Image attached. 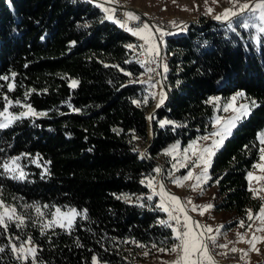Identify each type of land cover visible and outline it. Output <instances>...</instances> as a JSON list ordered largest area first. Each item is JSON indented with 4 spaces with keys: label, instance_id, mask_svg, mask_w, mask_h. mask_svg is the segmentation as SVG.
<instances>
[{
    "label": "trees",
    "instance_id": "16d2710c",
    "mask_svg": "<svg viewBox=\"0 0 264 264\" xmlns=\"http://www.w3.org/2000/svg\"><path fill=\"white\" fill-rule=\"evenodd\" d=\"M234 27L198 18L183 33L164 38L167 99L152 113L147 139L145 114L152 99L146 84L130 83L144 73L137 63L140 53L126 47L137 44L130 35L89 0H0V76L9 77L0 80V109L8 96L13 113L27 111L16 100L47 113L0 129V161L28 154L20 161L24 180L0 174V199L25 218L21 228L15 223L7 232L0 228V246L6 249L0 264H31L17 260L9 245L10 239L16 244L28 237L38 247V264H92L93 255L98 263L135 264L137 243L146 250L170 249L172 233L158 223L167 214L156 208L155 197L147 199L148 188L140 181L154 174L165 145L175 140L185 145L209 130L207 96L224 99L236 90L258 106L212 157L206 186L216 189L214 210L229 213L224 229L241 221V228L247 226L249 211L261 204L245 173L257 159L255 135L264 125V42L250 40L254 30ZM73 79L79 83L70 88ZM8 83L15 84L14 91ZM161 118L172 124L160 127ZM37 154L40 167L31 162ZM123 195L131 200L117 199ZM25 205H40L45 213L53 205L87 209V219L78 218L70 234L54 228L41 235V218Z\"/></svg>",
    "mask_w": 264,
    "mask_h": 264
},
{
    "label": "snow or ice",
    "instance_id": "6c2138e0",
    "mask_svg": "<svg viewBox=\"0 0 264 264\" xmlns=\"http://www.w3.org/2000/svg\"><path fill=\"white\" fill-rule=\"evenodd\" d=\"M89 2H93V0H89ZM114 3L115 0H98L96 3L97 7H100L101 10L105 13V19L114 22L119 27L123 28L125 31L131 33L133 36H136L138 39L143 41L140 45H126L127 48H139L140 55L144 56L145 59L137 60V63L140 64L141 68L144 69L145 73H155L157 76H162L163 73L168 71L167 65L164 63L162 50L163 45L165 43L164 37L165 35H171L172 33L166 32L162 27H158L155 25H149L148 23H143L138 27H129L128 21H139L140 17L135 13L128 11L124 13L125 19H115V9L114 8H106L103 7L104 3ZM213 3H218V0H212ZM227 2L231 5L228 8H225L221 13L213 15L212 8H206L205 15H211L213 19L217 21L224 22L228 30L235 31L234 23L243 29L254 30V33L250 35V40L253 43H261L264 42V0H256L254 3H249L248 0H227ZM207 4V0H205ZM258 13V14H257ZM171 24L176 25L175 21H171ZM86 26V25H85ZM128 61H126L127 63ZM151 65H156V67H151ZM108 67V65H105ZM115 67V66H114ZM157 68L162 69V72H157ZM123 71V69H121ZM12 77H15L16 73H11ZM125 75H131V73L125 72ZM9 79L8 76H0V80L7 81ZM149 83L151 87L155 88L158 84H161L160 80L153 81L152 77L149 76L148 80H138V81H130V83ZM77 80H71L69 87L75 88L78 85ZM123 87V85H121ZM8 91H14L15 84L8 83L7 84ZM29 92L25 93V100H27L28 96L31 94ZM149 95L153 99H157L156 107L159 108L163 105L164 101L167 99V95L161 87L159 93H149ZM245 97V93L243 91H237L228 102L223 105V111L228 112L229 109L232 110L234 115L229 117L227 120L221 122L220 117H215L213 120V127L216 128L215 131L210 133L208 136L200 137L201 140H209L210 138L219 137V139H212L211 144L196 147V141H193L192 144L189 145L187 149H184V161L179 162V167L188 168L187 174L181 178H174L173 183L178 187H185V181L194 180L195 183L188 185L191 187L193 191H197L198 189L202 192L203 188L201 185L206 184L211 177L208 175V170L211 167L212 157L215 156L216 152L223 146V143L232 133V130L237 126L240 120L247 118L252 108L258 106L255 100L249 99L248 103L240 104L239 107L235 106V101L238 98ZM148 96L143 98V102L147 103ZM5 103L2 109H0V129H5L10 127L16 121L24 119V118H35L46 116V112H37L31 104L21 103V101L16 100L15 105H18L21 108L27 109V111H21L18 114L10 111V107L13 106L14 102L8 98V96L3 97ZM220 97H209L207 103L214 104V106H219L215 104V102L220 101ZM133 104H136L137 107H140V101L132 100ZM71 107V105H69ZM75 112H79L80 109H73ZM152 117H149L151 119ZM171 121H160L161 127L165 124H171ZM219 125V127H216ZM114 131H117L114 129ZM256 139L261 145L258 151L260 153L259 159L264 161V130L257 132ZM247 147V146H246ZM178 151V145L174 144L170 146L168 150L165 151V155H171ZM191 151L192 155L189 156L188 152ZM28 154L21 153L19 156L9 157L0 161V169L3 170L0 174H7L12 179L24 180L27 176V173L24 171V165L20 163L21 159L26 157ZM192 157H196V159H192ZM37 159H42L37 154L36 158L31 160L32 163H36L37 167H40V164L37 163ZM50 163V162H45ZM176 168V165H173ZM254 168H259L261 171H264V164H255ZM193 168H199L200 171L198 173H194L192 171ZM154 171L159 174L160 169L156 168ZM47 169H45V173ZM43 175V173H42ZM247 178L251 181L253 179L260 181L264 180V176H254L252 172H248ZM145 180L147 183L145 184ZM156 177H146L142 179L141 184H145L151 190V195L147 196L149 201L152 200L153 196L159 195L161 196V202L156 205V208L165 212L168 216V219H161L158 223L164 227L170 228L172 232V247L169 248H160L158 249L161 252H168L169 254H175L176 259L171 261L170 264H216L214 259L215 253L213 249L216 248H227V245L217 244L216 238L214 236H206V233L212 232L213 230L210 227L201 225L198 221L194 220L190 215L189 211H199V215H204L206 211L211 209L213 205H195L189 199L187 204L181 202L180 198L167 192L163 185L159 186V191L156 190V184L154 181ZM250 191H253L251 187ZM253 195L256 196L257 193L253 191ZM117 199H123L125 202H129L131 197L128 195L117 196ZM139 199V198H137ZM188 205H191L189 209ZM143 206V205H141ZM27 208H34L38 217L50 216V219H42L40 223V232L41 235H45V233L54 228H60L63 230H67L69 234L71 230L75 227L77 219H87V209L78 210L75 207H67L62 209L61 207L52 206L55 210L50 213H45L41 211L40 205H25ZM44 208H48V205H44ZM261 219V222L264 223V206L260 208V212L257 214ZM250 220L253 219V215L251 211H249ZM174 222V223H172ZM11 223H15L17 228H21L25 223V218L23 215L17 214V209L12 207L11 205H5L4 201L0 199V228H2L5 232L8 231L9 225ZM241 227H244V222L241 221ZM251 227V225H248ZM200 230V231H197ZM219 231V229H217ZM257 231H264V228H258ZM239 240L241 242L249 243L250 249L249 251H256L259 253V249L256 248V243L260 240H264V237H256L253 236L252 240L245 241L244 236L238 234ZM15 239H18L16 237ZM132 243H137L132 241ZM9 245L11 246V251L16 254L17 260L31 261V264H38L37 261V252L38 247L33 242L31 237H28L27 240L22 241L19 245L12 243V240H9ZM28 245V247H25ZM77 246H80L79 244ZM137 247H144V245L138 244ZM153 247H156L153 245ZM5 247L0 246V253L5 252ZM230 252H242L243 255L241 259H244L247 256V252L243 249H237L232 247L229 249ZM220 255H225V253H218ZM145 256L148 255L147 252L144 253ZM92 264H98L97 256H92ZM165 264H169V262H165Z\"/></svg>",
    "mask_w": 264,
    "mask_h": 264
},
{
    "label": "rangeland",
    "instance_id": "374dc122",
    "mask_svg": "<svg viewBox=\"0 0 264 264\" xmlns=\"http://www.w3.org/2000/svg\"><path fill=\"white\" fill-rule=\"evenodd\" d=\"M98 0H93V4L96 5ZM244 2V0H242ZM249 3H254L256 0H248ZM114 3L120 4L121 7L125 12L131 11L138 15L141 19H143V23H148L149 25H155L158 27H162L166 32L172 33L173 35H178L183 33L185 26L189 22H195L198 18H203L207 20H215L212 18L211 15H205L206 8H212L213 9V15L221 13L225 8L230 7L231 5L227 2V0H218V3H213L212 0H207V4L205 3V0H115ZM114 3H104L103 7L106 8H113L112 5ZM99 10L104 14L105 13L101 10L100 7ZM258 14V13H257ZM141 15V16H140ZM116 19V18H115ZM118 19V18H117ZM171 21H175L176 25L174 26L171 24ZM217 21V20H215ZM221 22V21H218ZM142 23V24H143ZM169 29V31H168ZM126 33H129L126 31ZM170 35H165L164 38ZM138 45L142 44L143 41L140 39L136 42ZM135 44V45H137ZM136 49V52L138 54L140 53L139 48ZM162 56L165 63V54L164 49L162 50ZM142 60L145 59L144 56H142ZM152 67V65H151ZM159 72H162V69L159 68ZM147 74H153V73H143L142 77L139 76L138 80H145L147 81ZM164 73L162 74L161 78H163ZM153 81L160 80L161 84H158L155 88L151 87L149 83L146 84V91L148 93H159L162 87V79L159 76H151ZM241 90H236L233 93L229 94L226 98L220 99L219 102H215V104L219 106L212 105V114H211V121H210V128L207 132L196 135L193 139H191L189 142H187L185 145H181L179 141L175 140L167 145H165L163 148H161L156 155L155 158V165L154 169L159 168L160 173L157 174L154 171V174L150 177H156V180L154 183L156 184V190L159 191V186L163 185L164 189L179 197L181 202L184 204H187V201L190 199L193 204L195 205H207L211 204L214 206V203L218 200V195L216 192V189L214 186H206V184L201 185L203 188V191L201 192L199 189L197 191H193L191 187L188 185H191L192 183H195L194 180L185 181V187H178L176 184L173 183L174 178H181L184 175L187 174L188 168H181L179 167V162L184 161V149H187L190 144L193 143V141H196V147H203L206 145L211 144L212 139H219V137L210 138L209 140H201L200 137L208 136L210 133L216 130V128L213 127V120L215 117H220L221 122L224 120H227L229 117L234 115L231 109H229L228 112L223 111V105L229 101V99L237 92ZM151 97V96H150ZM209 97H220L219 94H211L207 96L206 101H208ZM221 98V97H220ZM152 99V105L148 108L152 109L153 107H156L157 99ZM249 100H247L246 97L238 98L235 101V106L239 107L240 104L248 103ZM145 114L146 120L148 123H150L149 116L147 115V112ZM166 119L161 118L157 121L158 125H160V121H165ZM169 121V120H167ZM172 124V123H171ZM167 125V124H165ZM216 127H219L217 125ZM261 130H264V125L257 131L260 132ZM256 132V134H257ZM256 137V135H255ZM257 141V139H256ZM258 143V149L261 147V145ZM178 145V151L171 154V155H165V151L170 148L172 145ZM138 152L140 155H143L144 152V145H140L138 148ZM188 155L191 156V151L188 152ZM260 153L258 151V156L256 161L252 164V166L246 171L245 178L248 189L251 187L253 191L257 193L256 196L253 195V191H250L251 194L254 197H257L261 200V204L259 209L253 213V219L249 221L247 226L245 228H241L240 224L234 225L229 229H224L223 225L227 222L229 213L225 211H216L212 207L208 211L204 213V215H199V211H189V215L196 221H198L201 225L210 227L213 231L206 233V236H214L216 238L217 244L220 245H227V248H216L213 249V252L215 253L214 259L216 261V264H264V240H260L256 243V248H258L260 251L257 253L256 251H249L250 244L241 242L239 240L238 234H241L244 236V240H252L253 236L256 237H264V231H257L258 228H264V223L261 222V219L258 217V213L260 212V208L264 206V180L257 181L255 179L249 180L247 178L248 172H252L254 176H264V171H261L259 168H254L253 165L255 164H264V161H261L259 159ZM192 159H196V157H192ZM176 165V168L173 167V165ZM192 171L194 173H198L200 171L199 168H193ZM209 175V172H208ZM145 179V178H144ZM147 183V180H145V184ZM148 188V187H147ZM149 195H151V190L148 188ZM156 198V203L161 202V196L155 195L153 196ZM189 209L191 208V205H188ZM65 209V208H62ZM55 209L52 208L50 212H53ZM44 212V210H43ZM21 212L18 210L17 214H20ZM48 213V212H46ZM21 215V214H20ZM35 215L37 213L35 212ZM38 217V216H37ZM41 218V217H40ZM50 216H45L42 219H50ZM168 219V216L166 215L165 220ZM40 220V221H41ZM174 223V222H172ZM248 225H251L249 227ZM170 229V228H169ZM219 229V231H217ZM171 231V229H170ZM200 231V230H197ZM172 233V232H171ZM22 241L17 242L16 244L19 245ZM15 244V243H14ZM25 247H28V245H25ZM235 247L237 249H243L245 252H247V256L244 257V259H241V256L243 255L242 252H230L229 249ZM147 252L148 255L145 256L144 253ZM225 253V255H220L218 253ZM135 264H165V262H170L176 259L175 254H169L168 252H161L159 250H146L143 247H139L137 252L134 255ZM103 264V263H98Z\"/></svg>",
    "mask_w": 264,
    "mask_h": 264
},
{
    "label": "built area",
    "instance_id": "2783aa9c",
    "mask_svg": "<svg viewBox=\"0 0 264 264\" xmlns=\"http://www.w3.org/2000/svg\"><path fill=\"white\" fill-rule=\"evenodd\" d=\"M112 7L116 10L115 11V18H118L120 20H123L125 19L124 17V13L125 11L116 3H114V5H112ZM143 23V19L140 18L139 21H128V26L129 27H138V26H141ZM169 31V29H168ZM152 67H156V65H152ZM157 72H159V68H157ZM151 75H156L155 73L153 74H147V80H148V77L151 76ZM161 78V76H159Z\"/></svg>",
    "mask_w": 264,
    "mask_h": 264
},
{
    "label": "water",
    "instance_id": "95a60500",
    "mask_svg": "<svg viewBox=\"0 0 264 264\" xmlns=\"http://www.w3.org/2000/svg\"><path fill=\"white\" fill-rule=\"evenodd\" d=\"M164 89V88H163ZM165 90V89H164ZM157 107H153L152 109H149L148 110V112H147V115L149 116V117H151V115H152V113L154 112V110L156 109ZM146 118V117H145ZM146 123H147V127H146V133H147V139H150L151 138V136H152V130H151V121H150V123H148L147 122V120H146ZM144 151H145V149H144ZM143 155H144V152H143Z\"/></svg>",
    "mask_w": 264,
    "mask_h": 264
},
{
    "label": "bare ground",
    "instance_id": "6f19581e",
    "mask_svg": "<svg viewBox=\"0 0 264 264\" xmlns=\"http://www.w3.org/2000/svg\"><path fill=\"white\" fill-rule=\"evenodd\" d=\"M117 4V3H116ZM120 7H121V5L120 4H118ZM122 8V7H121ZM123 9V8H122ZM141 16V15H140ZM117 19V18H116ZM122 29V31H124V32H126L123 28H121ZM120 29V30H121ZM126 34H128V35H130L131 36V33H126ZM132 37V36H131ZM133 38V37H132ZM134 39V38H133ZM137 42V41H136ZM151 76H157V75H151ZM162 79V78H161Z\"/></svg>",
    "mask_w": 264,
    "mask_h": 264
},
{
    "label": "crops",
    "instance_id": "0c3cea01",
    "mask_svg": "<svg viewBox=\"0 0 264 264\" xmlns=\"http://www.w3.org/2000/svg\"><path fill=\"white\" fill-rule=\"evenodd\" d=\"M131 36L134 38L135 41L139 40L136 36H133L132 34H131Z\"/></svg>",
    "mask_w": 264,
    "mask_h": 264
}]
</instances>
